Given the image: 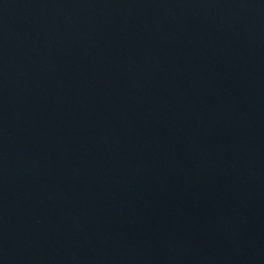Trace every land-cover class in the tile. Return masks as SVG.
<instances>
[{
  "label": "water",
  "instance_id": "1",
  "mask_svg": "<svg viewBox=\"0 0 264 264\" xmlns=\"http://www.w3.org/2000/svg\"><path fill=\"white\" fill-rule=\"evenodd\" d=\"M0 264H264V0H0Z\"/></svg>",
  "mask_w": 264,
  "mask_h": 264
}]
</instances>
